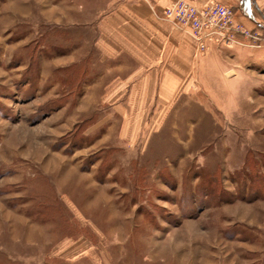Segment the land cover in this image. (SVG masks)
Wrapping results in <instances>:
<instances>
[{"label": "rangeland", "instance_id": "rangeland-1", "mask_svg": "<svg viewBox=\"0 0 264 264\" xmlns=\"http://www.w3.org/2000/svg\"><path fill=\"white\" fill-rule=\"evenodd\" d=\"M106 8L0 0V264H264V49L124 115Z\"/></svg>", "mask_w": 264, "mask_h": 264}, {"label": "crops", "instance_id": "crops-1", "mask_svg": "<svg viewBox=\"0 0 264 264\" xmlns=\"http://www.w3.org/2000/svg\"><path fill=\"white\" fill-rule=\"evenodd\" d=\"M175 1L104 0L108 13L102 17L94 45L103 60L113 62L120 68L119 75L123 76L117 92H111L109 97L121 99L129 86L127 105L119 107L121 114L142 115L145 101H149L155 114L159 113L158 109H166V115L176 101L195 98L199 84L205 83L207 75L220 72L224 76L229 71L230 64L218 58L221 50L199 52L189 35L158 18ZM186 1L200 7L212 3L232 7L237 21L260 33L264 39V0ZM233 48L261 50L264 49V40L256 48ZM233 48L224 53L239 54ZM122 67L126 68L123 74L120 73ZM128 125L130 123L125 131L129 134Z\"/></svg>", "mask_w": 264, "mask_h": 264}, {"label": "built area", "instance_id": "built-area-1", "mask_svg": "<svg viewBox=\"0 0 264 264\" xmlns=\"http://www.w3.org/2000/svg\"><path fill=\"white\" fill-rule=\"evenodd\" d=\"M189 35L199 52L233 47L256 48L262 36L245 28L235 18V10L222 3L198 7L186 0H176L158 16Z\"/></svg>", "mask_w": 264, "mask_h": 264}, {"label": "trees", "instance_id": "trees-1", "mask_svg": "<svg viewBox=\"0 0 264 264\" xmlns=\"http://www.w3.org/2000/svg\"><path fill=\"white\" fill-rule=\"evenodd\" d=\"M262 42H263V37H262Z\"/></svg>", "mask_w": 264, "mask_h": 264}]
</instances>
